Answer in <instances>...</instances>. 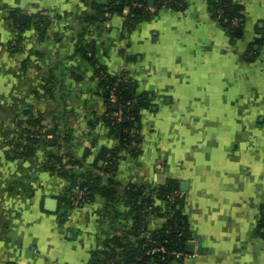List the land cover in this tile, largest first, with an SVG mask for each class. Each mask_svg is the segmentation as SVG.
<instances>
[{"label": "crops", "instance_id": "crops-1", "mask_svg": "<svg viewBox=\"0 0 264 264\" xmlns=\"http://www.w3.org/2000/svg\"><path fill=\"white\" fill-rule=\"evenodd\" d=\"M184 4L135 19L123 0H0V264H95L114 238L136 250L167 223L169 180L187 184L194 245L177 264H264V0ZM101 71L134 84L129 147L106 122ZM68 175L117 195L68 206ZM129 185L154 205L144 232ZM123 248L112 261L128 264Z\"/></svg>", "mask_w": 264, "mask_h": 264}, {"label": "trees", "instance_id": "trees-1", "mask_svg": "<svg viewBox=\"0 0 264 264\" xmlns=\"http://www.w3.org/2000/svg\"><path fill=\"white\" fill-rule=\"evenodd\" d=\"M151 1L154 2L152 6L150 5ZM136 3H144L149 9L153 8L154 10L152 12L145 6L143 9L135 7L134 5ZM165 3H167L168 7L171 9H182L185 6L184 0H123V5H120L115 9L120 10L123 8V6L127 5L130 7V14L133 18H148L151 13L162 9ZM178 3H181V6L178 5ZM221 5L222 6L219 7V9L217 8V11L222 10L223 20L225 18L232 20L236 17L243 19L241 10L239 8L230 6L228 4L225 5L223 3H221ZM95 8L100 15L104 14L105 17H107L109 13L113 12L114 9L113 8L106 11L99 5H95ZM93 18H96V16ZM86 50L88 52L89 49L86 47ZM100 74L101 86L103 89L102 94L106 105V113L122 111L123 114L128 117V120L122 123L112 122L109 120V118L105 117L106 122L117 134L120 141H122L121 143L126 147H129L133 144V142H135V137H133L132 133L135 128V116L137 114V111H132L133 105L137 103L136 97L134 95V84L133 82H130V80H125V78H112L102 71ZM112 95L116 99L115 103H112L110 100ZM33 119L34 118L32 117L31 121ZM111 154L112 157L107 159L109 162H112L116 158L115 153L112 152ZM111 165H109V167ZM67 177L72 181L70 190L78 186L87 194V200L85 203L92 199L93 192H98L110 200L115 199L117 195V184L114 181L109 180L106 185H102L103 180L98 177L95 178L94 182L91 181L90 178L84 176L74 177L68 175ZM175 192H181L182 194L176 197L174 203H168L170 209L174 211V214L168 216L167 223L162 227V229L158 230L152 235L151 240L147 242L145 240L138 249L131 250L125 247L119 238H114V240L109 243L110 245L108 250L104 253H100V255L104 254L107 257L106 260L99 259V253H95L93 255V257H98V260L95 262V264H107V261L115 259L116 246L122 248L124 247L123 249L125 250L128 264H177L179 260L177 254L184 252L188 240L190 239L187 231L183 230L185 229L184 225L182 224L183 217L179 216L183 203V192L180 189L179 182L174 180H169L165 185H162L158 188V195L164 198L166 201H168V197ZM70 195L71 194L68 192L65 198H63V202L68 206L74 205L71 199L72 195ZM140 195L141 188L134 185H129L126 188L127 203L139 214L142 213L143 209L146 207L143 206L142 202H139ZM150 205L151 204L149 203L148 206ZM140 219L142 218L140 217L139 220ZM150 242L152 245L149 244ZM160 247H163L165 251L152 252L153 248ZM149 250H151L150 253H148ZM114 264L118 263L115 261Z\"/></svg>", "mask_w": 264, "mask_h": 264}, {"label": "built area", "instance_id": "built-area-1", "mask_svg": "<svg viewBox=\"0 0 264 264\" xmlns=\"http://www.w3.org/2000/svg\"><path fill=\"white\" fill-rule=\"evenodd\" d=\"M178 5L181 6V3H178ZM134 6L138 7V8H141V9H143L144 6H145L150 11L154 10L153 8L149 9L144 3H136ZM163 8H170V7H168L167 3H165L163 5ZM217 13H218L219 17H221V18L223 17L222 10H218ZM224 20L226 22H229L233 26H236V25H238V24H240L242 22V19L238 18V17H236V18H234L232 20H229L228 18H225ZM111 99H112V101H111L112 103L116 102V99H115V97L113 95L111 96ZM106 118H109L110 121L117 122V123L126 122L128 120V117L125 116L122 111L109 112V113L106 114ZM180 194H182V193L181 192H175L174 194H172L171 196L168 197V201L167 202L168 203L169 202L170 203H174V201L176 200V197L180 196ZM71 199H72V202H73L74 205L80 204V203H85L86 200H87V194L83 190H81L80 187L76 186L75 189H74V194L72 195ZM157 251H165V249L163 247H160V248H153V250H152V252H157ZM150 252H151V250H149L148 253H150ZM179 255L180 254H177V256H179ZM114 263H115V261H112V260L107 261V264H114Z\"/></svg>", "mask_w": 264, "mask_h": 264}, {"label": "rangeland", "instance_id": "rangeland-1", "mask_svg": "<svg viewBox=\"0 0 264 264\" xmlns=\"http://www.w3.org/2000/svg\"><path fill=\"white\" fill-rule=\"evenodd\" d=\"M110 100L112 101V99H110ZM106 114L107 113H105V116H106ZM139 202H142L143 203V206H146V207L143 209L142 213L139 214V216L142 218V220H139L138 212H135V214L138 217V219L136 218L137 220H135V223H136L135 225H138L139 228H142V230L144 232L146 230V228H147L145 226L146 221H147L146 218L148 216L147 215V212H148L147 209L152 210V208L154 207V205L151 204L150 206H148L147 202H145V200H143V199H141ZM166 203H167V215L169 216L171 214H174V211L170 209L167 201H166ZM167 220H168V218H167ZM139 225H141V226H139Z\"/></svg>", "mask_w": 264, "mask_h": 264}, {"label": "water", "instance_id": "water-1", "mask_svg": "<svg viewBox=\"0 0 264 264\" xmlns=\"http://www.w3.org/2000/svg\"><path fill=\"white\" fill-rule=\"evenodd\" d=\"M152 3H153V1H151L150 4H152ZM26 18H27L26 14H20V21L22 23H25ZM139 102L141 104H144V106H147V102H145L143 100H139ZM115 108H116V106H115ZM134 110H135V108L132 107V111H134ZM180 188H181V191L182 192H185L187 190V184L183 182L181 184ZM46 202H47V205H48L47 207H48L49 210H54L56 208L55 206L57 204V200H55V199H48ZM193 247H194V245L191 244V243H187V245H186V248H187L188 251H192Z\"/></svg>", "mask_w": 264, "mask_h": 264}]
</instances>
